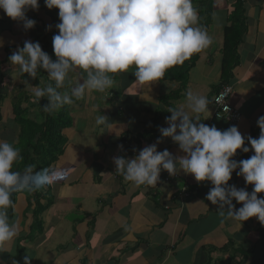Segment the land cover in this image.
Instances as JSON below:
<instances>
[{"label": "crops", "instance_id": "crops-1", "mask_svg": "<svg viewBox=\"0 0 264 264\" xmlns=\"http://www.w3.org/2000/svg\"><path fill=\"white\" fill-rule=\"evenodd\" d=\"M211 1L207 31L213 42L199 53L181 97L162 102L161 97L179 90L181 83L160 79L143 86L135 81L133 69L115 74L112 88L104 93L73 97L68 105L72 124L62 131L64 151L52 166L64 171V179L42 188L46 194L42 199L46 209L39 217L43 228L33 226L35 204L30 192L13 193L8 215L18 235L8 242L7 251L0 252V264H24L25 256L31 257V264H264V225L257 217L244 222L222 218L219 206L206 200L213 187L210 182L198 183L182 170L175 176L162 170L157 186H135L116 172L113 161L117 156L135 158L158 138L162 140L158 151L184 155L171 137H162L160 128L169 126L166 117L172 113L168 108L186 107L189 90L209 101L201 122L220 130L235 125L245 138L259 137L257 121L264 115V0H244L247 32L238 47L240 61L233 69L229 99L241 113L237 123L215 117L212 104L221 84L224 26L235 0ZM39 3L38 10L26 13L36 21L32 29H25L22 21L0 9V141L19 149L21 124L14 108L21 102L23 108L28 107L27 119L42 122L41 101L33 102L30 89L50 81L42 69L36 79L22 75L6 58L25 41L52 44L58 34L59 10L47 8L45 0ZM84 77L80 69L70 72L72 83L59 91L70 92ZM102 115L111 127L96 130V118ZM157 115L161 118L155 125ZM245 146L251 148L247 139ZM253 154L238 150L233 159ZM229 184L249 192L253 189L236 171ZM65 185L71 187V194L61 196ZM258 195L264 198V193ZM233 203L236 209L242 207Z\"/></svg>", "mask_w": 264, "mask_h": 264}, {"label": "clouds", "instance_id": "clouds-1", "mask_svg": "<svg viewBox=\"0 0 264 264\" xmlns=\"http://www.w3.org/2000/svg\"><path fill=\"white\" fill-rule=\"evenodd\" d=\"M45 5L59 10L58 34L52 38L56 59L39 42L32 41H25L8 59L22 75L33 79L38 69L47 73L50 82L30 91L33 102L48 99L49 103L42 106L48 114L71 105L73 97L104 93L112 88L115 74L129 69L143 86L160 80L168 69L182 65L213 42L207 28L199 25L193 0H45ZM39 7V0H0V9L11 19L22 21L25 29L36 25L27 11ZM76 69L86 73L83 82L78 81L70 92L59 91L72 83L69 73ZM208 106L207 97L189 90L186 107L167 109L172 113L166 117L169 126L161 127L160 132L162 137H171L184 155L176 157L167 149L158 151L162 142L158 138L157 143L139 150L135 158L113 157L116 172L135 186L155 187L162 170L171 176L182 170L198 183L208 181L213 185L206 200L219 206L222 218L244 222L257 217L264 225V198L258 195L264 193V115L257 121L259 137L245 138L238 126L220 130L201 122ZM96 123L111 127L104 115L97 117ZM246 139L251 148L245 146ZM238 150L254 154L237 161L233 157ZM22 159L19 148L0 141V252L7 251L8 242L18 235L8 215L12 194L35 192L64 179V171L59 168L34 172L35 166L27 165L23 172L13 171V164ZM234 171L247 185H253L251 192L229 184ZM70 194L69 185L60 190L61 196ZM233 200L242 207L236 209ZM24 264H31L30 256L24 257Z\"/></svg>", "mask_w": 264, "mask_h": 264}, {"label": "trees", "instance_id": "trees-1", "mask_svg": "<svg viewBox=\"0 0 264 264\" xmlns=\"http://www.w3.org/2000/svg\"><path fill=\"white\" fill-rule=\"evenodd\" d=\"M196 9L198 10L199 23L208 29V24L212 18V1L211 0H194ZM247 32V16L244 0H235L230 9L228 16V24L224 26V42L222 47L221 57V84L220 87L231 83L233 77V69L239 64L240 57L238 47L242 43ZM23 44L20 46L22 47ZM42 49L56 59L54 55L53 45L45 43L41 46ZM13 51V49L11 50ZM13 52L7 53V58ZM199 53L194 54L190 59L186 60L182 65L174 66L167 70L161 78L164 80L179 81L181 88L161 97L162 102L166 103L169 100L181 97L182 92L186 88L189 72L196 63ZM1 63V61H0ZM43 70V69H42ZM44 71V70H43ZM39 72V69H38ZM37 72V74H38ZM47 74V73H46ZM40 75H37V77ZM0 71V78H1ZM48 77V76H47ZM218 89V90H219ZM1 99V96H0ZM49 103L47 98H44L39 103L40 110L44 113L43 121L37 122L26 118L28 107H22L21 102L15 106L16 119L21 124L20 132V154L22 160L17 161L13 171L23 172L25 166L34 165V172H39L44 168H52L58 157L64 151L65 137L62 133L64 129L72 124L70 116V108L65 105L58 112L48 114L43 111V105ZM159 115L155 116L153 121L155 125L159 124ZM33 196L34 216L36 228L42 229V220L39 219L42 212L46 209L42 199L46 196L42 189L30 192Z\"/></svg>", "mask_w": 264, "mask_h": 264}, {"label": "built area", "instance_id": "built-area-1", "mask_svg": "<svg viewBox=\"0 0 264 264\" xmlns=\"http://www.w3.org/2000/svg\"><path fill=\"white\" fill-rule=\"evenodd\" d=\"M232 86L230 84L221 87L213 96V115L220 119L229 120L237 123L241 118V113L230 102Z\"/></svg>", "mask_w": 264, "mask_h": 264}, {"label": "rangeland", "instance_id": "rangeland-1", "mask_svg": "<svg viewBox=\"0 0 264 264\" xmlns=\"http://www.w3.org/2000/svg\"><path fill=\"white\" fill-rule=\"evenodd\" d=\"M100 128H104V126L103 125H98V128L96 129V130H98V129H100ZM102 130V129H101ZM99 132V131H98ZM96 137V139H98V138H100V135L99 136H95Z\"/></svg>", "mask_w": 264, "mask_h": 264}]
</instances>
